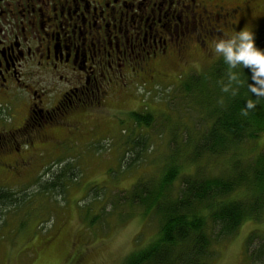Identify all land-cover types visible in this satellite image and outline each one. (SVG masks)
<instances>
[{
    "label": "rangeland",
    "instance_id": "obj_1",
    "mask_svg": "<svg viewBox=\"0 0 264 264\" xmlns=\"http://www.w3.org/2000/svg\"><path fill=\"white\" fill-rule=\"evenodd\" d=\"M224 1L249 6L239 30L251 29L256 46L264 49V0ZM205 48L189 51L185 65L164 63L153 85L140 82L120 90L105 107L89 111L92 117L76 119L80 125L68 124L65 143L35 158L28 172L0 176V192H11L20 202L0 207V264H123L129 253L156 238L158 216L142 217L140 208L119 204L118 198L140 177L158 178L173 149L178 146L179 153L188 154L190 142L203 132L197 113L180 100L178 76L202 72L218 59L212 48ZM134 112L149 114L150 126L135 123ZM62 137L60 130L57 138ZM137 141L145 145L137 148ZM263 148L264 133L236 155L212 161L217 165L208 166L204 175H217L238 157L250 159ZM131 154L139 164L128 169ZM51 178L53 192L43 191ZM251 233L258 236L255 243L264 239V213L234 235L217 237L203 264H253L246 254Z\"/></svg>",
    "mask_w": 264,
    "mask_h": 264
},
{
    "label": "flooded vegetation",
    "instance_id": "obj_2",
    "mask_svg": "<svg viewBox=\"0 0 264 264\" xmlns=\"http://www.w3.org/2000/svg\"><path fill=\"white\" fill-rule=\"evenodd\" d=\"M249 11L224 0H0V176L28 172L68 124L153 85L164 63L185 65Z\"/></svg>",
    "mask_w": 264,
    "mask_h": 264
},
{
    "label": "trees",
    "instance_id": "obj_3",
    "mask_svg": "<svg viewBox=\"0 0 264 264\" xmlns=\"http://www.w3.org/2000/svg\"><path fill=\"white\" fill-rule=\"evenodd\" d=\"M227 71L218 57L204 71L180 78V100L197 113L204 129L188 145V154L179 153L178 146L173 149L158 178L140 177L121 192L119 204L140 208L142 217L156 214L159 218L156 238L129 253L123 264H203L217 237L234 235L246 221L262 217L264 148L250 159L238 157L217 175H204L208 166H214L212 161L236 155L238 148L264 133V95L251 91L252 87L264 91V86L253 80L250 69L238 67L234 71L243 82L238 93L234 97L223 93L221 81L227 82ZM249 100L255 106L245 116L242 109ZM131 116L139 126L148 127L152 121L147 113ZM144 145L145 141H137L136 147ZM138 164L131 154L126 167ZM53 183L51 178L43 191L53 192ZM16 197L0 192V207L20 203ZM256 237L253 233L247 237L246 254L253 264H264V239L255 243Z\"/></svg>",
    "mask_w": 264,
    "mask_h": 264
},
{
    "label": "clouds",
    "instance_id": "obj_4",
    "mask_svg": "<svg viewBox=\"0 0 264 264\" xmlns=\"http://www.w3.org/2000/svg\"><path fill=\"white\" fill-rule=\"evenodd\" d=\"M210 47L214 55L222 58L228 68L227 82L221 81L223 93L233 97L238 93L239 87L243 83L239 72L234 71L238 67L250 69L253 80L264 86V49L256 46L254 32L251 29L244 27L239 31L236 30L215 39L211 42ZM251 91L257 96L264 95V91H259L255 87H252ZM254 106V102L249 100L246 107L242 109V114L247 116V110Z\"/></svg>",
    "mask_w": 264,
    "mask_h": 264
}]
</instances>
